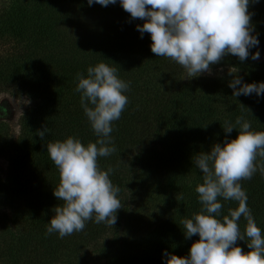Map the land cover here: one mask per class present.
<instances>
[{"label": "trees", "instance_id": "1", "mask_svg": "<svg viewBox=\"0 0 264 264\" xmlns=\"http://www.w3.org/2000/svg\"><path fill=\"white\" fill-rule=\"evenodd\" d=\"M248 11L259 41L249 52L261 55L264 0H250ZM85 15L93 19L91 27L80 34L68 30ZM143 22L119 0L107 7L87 0H7L0 8V41L12 49L0 53V93L21 92L32 102L17 139L0 122V157L9 163L0 177V264H165V251L187 256L199 237L185 239L181 220L201 208L195 189L202 173L192 157L222 144L226 135L237 136V129L225 134V120L244 116L252 130L264 131V94L233 97L228 86L235 71L244 83L264 82V61L250 55L241 62L229 54L211 66L223 75L186 78L180 65L152 53L150 35L141 38L136 28ZM100 62L130 82L129 102L112 124L117 152L98 158L102 170L114 169L110 179L120 188L122 207L112 227L88 221L83 231L60 238L47 233L60 202L53 195L58 170L46 145L69 136L85 145L96 141L75 88L77 73L87 77ZM45 126L42 140L36 133ZM241 184L264 234V176L257 171ZM219 202L221 219L237 206ZM245 225L242 217V232ZM237 246L249 251L247 238Z\"/></svg>", "mask_w": 264, "mask_h": 264}, {"label": "clouds", "instance_id": "2", "mask_svg": "<svg viewBox=\"0 0 264 264\" xmlns=\"http://www.w3.org/2000/svg\"><path fill=\"white\" fill-rule=\"evenodd\" d=\"M87 3L107 7L117 0H87ZM119 3L132 19L144 21L136 28L141 38L144 33L150 35L152 53L180 65L186 78L211 74V66L229 54L241 62L250 55L252 60L260 57L259 51L249 52L259 44L252 34L255 29L248 11L250 0H119ZM117 71L116 67L100 62L87 69V77L77 73L75 91L81 94L80 104L96 141L85 145L79 138L69 136L46 145L58 170L59 182L53 195L60 202L52 209L48 234L58 233L63 238L83 231L88 221L111 227L116 223L117 211L122 207L118 198L120 188L110 179L114 169L102 170L98 158L117 152L111 136L112 124L129 102L125 93L130 90V82L120 79ZM235 73H231L233 79L228 85L233 97L264 94V82L244 83ZM222 128L225 134H231L233 129L238 134L234 139L226 135L222 144L214 143L209 151H200L192 157L202 173V183L195 189L201 208L191 218L182 219L181 224L185 239L193 236L199 239L190 245L185 257L165 251V264H264V234L257 226L241 184L257 171L264 176V131L252 130L244 116L236 117L235 123L225 120ZM48 131L45 126L36 135L43 140ZM219 198L237 202L222 219L218 218L222 209ZM242 217L246 221L243 232ZM245 238L247 252L237 246V241Z\"/></svg>", "mask_w": 264, "mask_h": 264}, {"label": "rangeland", "instance_id": "3", "mask_svg": "<svg viewBox=\"0 0 264 264\" xmlns=\"http://www.w3.org/2000/svg\"><path fill=\"white\" fill-rule=\"evenodd\" d=\"M7 0H0V8L6 4ZM94 24L93 19L90 15H85L81 20L72 21L68 25V30L75 34H80L82 30H87ZM264 44V41H263ZM11 47L4 41H0V53L1 54H11ZM259 60L264 61V51L259 57ZM224 70H214L211 69V74H201V77L212 78V76L223 75ZM31 99L21 92L15 93L13 95L10 92L0 93V122L6 123L9 128V136L13 139H17L21 134L20 120L26 110L31 105ZM9 163L4 157H0V177H4L8 171Z\"/></svg>", "mask_w": 264, "mask_h": 264}]
</instances>
